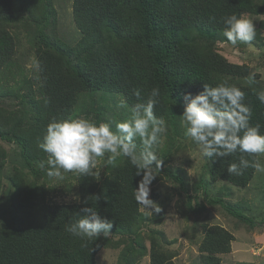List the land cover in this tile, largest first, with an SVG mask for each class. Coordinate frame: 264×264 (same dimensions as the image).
Listing matches in <instances>:
<instances>
[{"label":"trees","instance_id":"16d2710c","mask_svg":"<svg viewBox=\"0 0 264 264\" xmlns=\"http://www.w3.org/2000/svg\"><path fill=\"white\" fill-rule=\"evenodd\" d=\"M72 5L82 35L74 46L48 32L57 20L52 0H0V81L20 76L14 69L20 40L15 32L18 25L23 23L33 32L30 39L41 82L40 98L32 96L30 111L19 109V117L13 111L0 114V139L16 142L27 165L33 166L39 156L47 160L38 145L50 122L74 119L85 95L105 89L121 93L132 105L136 102L131 94L134 88L141 89L146 101L151 90L158 87L154 114L169 120L184 110L186 93L198 94L205 83L216 86L227 82L245 92L244 102L252 109L250 123L260 125L264 134V104L253 90L258 89L238 83L249 75L250 67L229 60L217 44L224 38L223 18L259 14L264 7L260 8L256 0H73ZM136 143L139 145V141ZM4 154V148H0V155ZM241 155L237 152L211 158V179L237 186L248 184L255 176L254 169H245L239 176L227 171L229 164L239 163ZM46 168L36 173L47 174ZM8 178L19 204L31 205L39 194L37 186L18 169ZM142 178L143 174L136 175L123 156L107 165L102 177L77 174L79 202L55 205L37 226L0 230V264H98L103 238L82 240L68 233L66 226L79 218L81 208L90 206L113 221L112 233H139L144 218L134 192ZM204 192L207 194L206 185ZM210 202L225 206L221 198ZM189 207L194 212L206 209L204 204L194 207L191 199ZM225 208L244 222L264 225V218L256 221L230 205ZM203 233L201 262L223 264L220 255L232 251L234 234L219 224H204ZM151 242L150 264H173L172 255L161 249L155 238ZM147 253L146 244L136 239L125 248L122 260L133 264L134 257Z\"/></svg>","mask_w":264,"mask_h":264},{"label":"rangeland","instance_id":"374dc122","mask_svg":"<svg viewBox=\"0 0 264 264\" xmlns=\"http://www.w3.org/2000/svg\"><path fill=\"white\" fill-rule=\"evenodd\" d=\"M256 2L260 8L264 7V0ZM52 3L57 20L49 26L48 32L67 45L74 46L82 35L74 21L73 0H52ZM244 15L253 20L256 28L257 34L251 45L238 43L233 46L225 37L219 39L217 44L220 52L229 60L250 67L249 75L255 73L257 81L251 87L260 90L264 89V9L259 14ZM28 29L20 23L15 30L20 34V40L14 69L20 76L17 79L2 78L0 81L3 86L0 89V114L3 115L13 111L19 117V109L29 112V99L32 96L38 99L41 95L35 48L30 39L33 32ZM249 75L238 83L248 85ZM121 99L126 100L121 93L106 89L85 95L80 100V110L75 118L97 124L108 123L114 129L115 122L125 120L128 115L125 109L117 107ZM182 113L183 110L178 111L169 120L163 117L168 125L163 144L158 150L163 171H158L149 185V198L160 206L161 211H153V214L147 210L141 211L144 218L142 229L135 235L112 233L108 238L102 237L105 245L97 254L98 264H126L122 260L125 248L136 239L146 244L148 253L134 257L133 264H150L152 238L158 241L161 249L172 255L173 264H203L199 249L204 238V224L222 225L235 236L232 251L220 255L223 264H264V225L244 222L225 208L230 205L261 221L264 218V173L255 172L252 180L244 186L222 179L213 181L209 173L211 158L203 157L195 143L184 136V129L180 125ZM0 146L6 152L4 156L0 155V230H8L12 226H37L55 205L80 201L77 174L67 173L63 180L50 178L46 173L37 174L36 171L41 170L38 165L45 158L38 155V160L29 166L16 142L0 139ZM259 159L264 164V155ZM106 167L103 160L98 163L99 177L105 174ZM17 169L29 183L37 186L39 194L31 205L19 204L16 189L8 178ZM205 185L207 194L204 192ZM217 198L223 199L225 206L210 202ZM190 199L194 207L204 204L206 209L194 212L189 207Z\"/></svg>","mask_w":264,"mask_h":264},{"label":"clouds","instance_id":"9594fccd","mask_svg":"<svg viewBox=\"0 0 264 264\" xmlns=\"http://www.w3.org/2000/svg\"><path fill=\"white\" fill-rule=\"evenodd\" d=\"M223 23L222 36L233 46L238 43L251 45L256 37L253 20L244 14L226 16ZM256 82V74L251 73L247 84L251 86ZM253 90L259 102L264 104V89ZM131 94L136 98L134 104L129 105L123 99L117 103V107L125 109L128 115L125 120L116 121L114 129L108 123L97 124L84 118L50 122L38 145L47 154V160L38 166L41 169L47 166L48 177L63 180L67 173L99 175L97 166L101 160L109 165L121 156L126 157L136 175L143 174L134 192L141 211L159 213L160 206L149 198V185L160 169L162 161L158 159V150L168 131L165 119L154 114L160 90L154 87L146 101L139 88H134ZM185 101L180 125L184 136L195 143L203 157H228L239 152L242 154L239 163L227 167L230 175H243L248 168L264 173V164L259 159L264 155V134L260 132V125L250 123L252 109L244 102L245 92L240 87L227 82L216 86L205 83L198 94L186 93ZM78 215V219L66 226L72 236L87 241L108 238L112 234L113 221L93 207L81 208Z\"/></svg>","mask_w":264,"mask_h":264}]
</instances>
